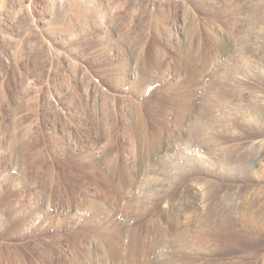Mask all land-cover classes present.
I'll list each match as a JSON object with an SVG mask.
<instances>
[{
    "label": "rangeland",
    "instance_id": "374dc122",
    "mask_svg": "<svg viewBox=\"0 0 264 264\" xmlns=\"http://www.w3.org/2000/svg\"><path fill=\"white\" fill-rule=\"evenodd\" d=\"M263 111L264 0H0V264H264Z\"/></svg>",
    "mask_w": 264,
    "mask_h": 264
},
{
    "label": "bare ground",
    "instance_id": "6f19581e",
    "mask_svg": "<svg viewBox=\"0 0 264 264\" xmlns=\"http://www.w3.org/2000/svg\"><path fill=\"white\" fill-rule=\"evenodd\" d=\"M212 29V28H211ZM210 35V34H209ZM215 35V34H214ZM225 42V41H224ZM204 45V44H203ZM204 48V47H203ZM206 48V47H205ZM190 51V50H189ZM194 54V53H193ZM245 58V57H244ZM191 60V59H190ZM238 62V61H237ZM195 63V62H194ZM172 66V65H171ZM222 75V74H221ZM243 75V74H242ZM225 82V81H224ZM174 84V83H173ZM225 96V95H224ZM203 97V96H202ZM229 97V96H228ZM225 100V99H224ZM229 101H231V100H229ZM203 102V101H202ZM207 102V101H206ZM197 103V102H196ZM195 103V104H196ZM204 103H205V101H204ZM208 103H210V102H208ZM232 103V102H231ZM231 103L229 104V105H231ZM201 104V103H200ZM206 104V103H205ZM235 104V103H234ZM209 105V104H208ZM208 105H205V106H208ZM232 106H234V105H232ZM198 107V106H197ZM196 107V108H197ZM204 107V106H203ZM232 108V107H231ZM230 108V109H231ZM240 108V107H239ZM238 108V109H239ZM134 109V108H133ZM206 109V108H205ZM214 109V108H213ZM136 110V109H135ZM195 110H197V109H195ZM219 110V109H218ZM260 110V109H259ZM225 111V110H224ZM232 111V110H231ZM239 111V110H238ZM262 111V110H261ZM199 112V111H198ZM204 112V111H203ZM245 112V111H244ZM257 112V111H256ZM259 112V111H258ZM264 112V111H263ZM202 113V112H201ZM214 113H215V111H214ZM219 113V112H218ZM125 114V113H124ZM127 114V113H126ZM133 114V113H132ZM202 114H204V113H202ZM210 114V113H209ZM255 113H253V115H254ZM260 114V113H259ZM263 114V113H262ZM211 115V114H210ZM219 115V114H218ZM245 115H247L246 113H245ZM253 115H251V116H253ZM256 115H258V114H256ZM264 115V114H263ZM192 116V115H191ZM205 116H207V115H205ZM260 116V115H259ZM262 116V115H261ZM220 117V116H219ZM222 117V116H221ZM247 117V116H246ZM245 117V118H246ZM126 118V117H125ZM190 118V117H189ZM194 118V117H193ZM208 118V117H207ZM215 118V117H214ZM249 118H252V117H249ZM258 118V117H257ZM209 119V118H208ZM218 119V118H217ZM262 119H264V118H262ZM216 120V119H215ZM219 120V119H218ZM221 120H222V118H221ZM250 120V119H249ZM252 120V119H251ZM253 120H255V119H253ZM143 121V120H142ZM259 121V120H258ZM146 122V121H145ZM198 122H199V120H198ZM202 122V121H201ZM226 122V121H225ZM252 122V121H251ZM197 123V122H196ZM200 123V122H199ZM203 123V122H202ZM211 123V122H210ZM255 123H257L256 121H255ZM178 124V123H177ZM193 124V123H192ZM208 124V123H207ZM257 124H259V123H257ZM262 124V123H261ZM143 125V124H142ZM227 125V124H226ZM149 126V125H148ZM147 126V127H148ZM159 126V125H158ZM187 127H188V125H187ZM204 127H207L206 125L204 126ZM208 127H209V125H208ZM207 129V128H206ZM211 129V128H210ZM157 130V129H156ZM200 130V129H199ZM215 130V129H214ZM135 131V130H134ZM154 132V131H153ZM199 132H201V131H199ZM204 132V131H203ZM152 133V132H151ZM182 133V132H181ZM219 133V132H218ZM197 134V133H196ZM153 135V134H152ZM159 135V133H155V136L157 137ZM130 136V135H129ZM149 136V135H148ZM208 136V135H207ZM142 137V136H141ZM199 137H200V135H199ZM203 137V136H202ZM204 138V137H203ZM156 139V138H155ZM162 139V138H161ZM161 139H160V141H161ZM130 140H132V139H130ZM203 140V139H202ZM207 140V139H206ZM134 141H135V139H134ZM159 141V142H160ZM208 141V140H207ZM259 141H261V140H259ZM162 142V141H161ZM213 142V141H212ZM129 143V142H128ZM164 143V142H163ZM186 144V143H185ZM193 144V143H192ZM211 144V143H210ZM257 144V143H256ZM262 144V143H261ZM161 145V144H160ZM135 146V145H134ZM137 146V145H136ZM135 146V147H136ZM158 146V145H157ZM261 146V145H260ZM131 147V146H130ZM138 148V147H137ZM137 148H135V151L137 150ZM160 148V147H159ZM261 148V147H260ZM191 149V148H190ZM193 149V148H192ZM195 149V148H194ZM140 150V149H139ZM138 150V151H139ZM262 150V149H261ZM132 152V151H131ZM154 152V151H153ZM133 153H134V150H133ZM138 153V152H137ZM140 153V152H139ZM147 154V153H146ZM248 154V153H247ZM252 154V153H251ZM197 155H200V154H197ZM250 155V154H249ZM147 156V155H146ZM190 156V155H189ZM252 156V155H251ZM186 157V156H185ZM199 157V156H198ZM137 158H139L140 160H141V158H142V156L141 157H138L137 156ZM233 158V157H232ZM247 158V157H246ZM249 158H252V157H249ZM138 160V159H137ZM162 160V159H161ZM188 160V159H187ZM186 160V161H187ZM190 160V159H189ZM192 160V159H191ZM241 160V159H240ZM243 160V159H242ZM180 161V160H179ZM183 161V160H182ZM247 161V160H246ZM184 162H185V160H184ZM238 162V161H237ZM182 163V162H181ZM184 164V163H183ZM189 164H190V162H189ZM241 164V163H240ZM240 164H238V167H240L241 165ZM250 164V163H249ZM177 165V164H176ZM182 165V164H181ZM187 165V164H186ZM185 164H184V166H186ZM240 165V166H239ZM178 166V165H177ZM176 166V167H177ZM183 166V167H184ZM225 166V165H224ZM245 166V165H244ZM179 167V166H178ZM189 167V166H188ZM229 167H230V165H229ZM228 167V168H229ZM140 168V167H139ZM167 168V167H166ZM170 168V167H169ZM241 168V167H240ZM243 168V167H242ZM245 168H246V166H245ZM231 169V168H230ZM247 169V168H246ZM172 170V169H171ZM243 170H245V169H243ZM169 171V170H168ZM184 171H185V169H184ZM187 171V170H186ZM231 171H233V170H231ZM176 172V171H175ZM180 171H178V173H179ZM189 172V171H188ZM230 172V171H229ZM182 173V172H181ZM185 173V172H184ZM254 173V172H253ZM166 174V173H165ZM176 174V173H175ZM238 174H239V172H238ZM242 174V173H241ZM252 174V173H251ZM250 174V175H251ZM240 175V174H239ZM179 176H180V174H179ZM166 177V176H165ZM168 177V176H167ZM175 178V177H174ZM164 179V178H163ZM177 180V179H176ZM184 180V179H183ZM190 181V180H189ZM192 181V180H191ZM162 184V183H161ZM167 184V183H166ZM207 187V186H206ZM150 188V187H149ZM169 188V187H168ZM207 190V189H206ZM167 191V190H166ZM181 194V193H180ZM160 195V194H159ZM186 195V194H185ZM148 196H149V194H148ZM168 196V195H167ZM204 196V195H203ZM146 198V197H145ZM166 198V197H165ZM169 198V197H168ZM205 198V197H204ZM204 198H202V199H204ZM141 199V198H140ZM167 199V198H166ZM170 199V198H169ZM219 199V198H218ZM159 200H160V198H159ZM162 200V199H161ZM184 201V200H183ZM143 203V202H142ZM157 206V205H156ZM233 206V205H232ZM199 207V206H198ZM141 208V207H140ZM151 208V207H150ZM181 208H183V207H181ZM234 208V207H233ZM235 210V209H234ZM207 212H208V210H206ZM206 211H204V212H206ZM203 212V213H204ZM194 213H196V212H194ZM200 213V212H199ZM198 213V214H199ZM233 212L232 211H229V212H210V214L208 213V215H206L207 216V219H208V217H214V218H217V217H224L222 220H221V222H222V224H223V226L224 227H228V226H230V225H232L233 223H234V221H233V218L232 217H234L233 216V214H232ZM201 214H202V212H201ZM239 214V213H238ZM199 216H201V215H199ZM205 216V215H204ZM189 217V216H188ZM241 217H254V216H248L247 214L246 215H244V214H242L241 215ZM201 218H202V216H201ZM176 219H178V213H177V215L175 216V220ZM196 220H198V219H196ZM196 220H195V222H196ZM210 220V219H209ZM188 221H189V219H188ZM205 221V220H204ZM207 221V220H206ZM195 222H193V223H195ZM203 222V221H202ZM213 222V223H212ZM133 223V222H132ZM164 223V222H163ZM186 223V222H185ZM238 224H239V222H237ZM170 224V223H169ZM209 224V223H208ZM212 224H214V225H216L217 227H219L218 225H220V223H219V220H215L214 219V221L213 220H211V225ZM159 225V224H158ZM164 225V224H163ZM177 225H179V224H177ZM192 225H194V224H192ZM192 225H190V226H192ZM199 225V224H198ZM162 226V225H161ZM195 226H196V224H195ZM200 226H202V225H200ZM199 226V227H200ZM205 226H207V224L205 225ZM209 226V225H208ZM213 226V225H212ZM212 226H210L211 227V229L209 228V227H206L207 229H205V231L206 230H208V231H211V230H213V227ZM243 226H244V228L245 229H247V230H256L257 229V223H256V221L254 220V219H251V218H244L243 219ZM198 226L197 227H195L196 229L197 228H199ZM215 227V226H214ZM217 227H215V228H217ZM164 228V227H163ZM162 228V229H163ZM166 228V227H165ZM194 228V227H193ZM194 228V229H195ZM243 228V229H244ZM104 229V228H103ZM121 229V228H120ZM137 229V228H136ZM146 229V228H145ZM178 229V228H177ZM190 229V228H189ZM201 230H202V228H200ZM220 229V228H219ZM106 230V229H105ZM140 230V229H139ZM187 230H188V228H187ZM192 230V229H191ZM217 230V229H216ZM246 230V231H247ZM108 231H110V230H108ZM135 231V230H134ZM156 231V230H155ZM164 231V230H163ZM167 231V230H166ZM180 231V230H179ZM184 231H185V229H184ZM184 231H182V232H180V233H183ZM189 231V230H188ZM197 231L198 232H201V231H199L198 229H197ZM215 231V230H214ZM111 232H112V230H111ZM116 232V231H115ZM106 233V232H105ZM110 233V232H109ZM109 233H106V235L107 234H109ZM139 233V232H138ZM148 233V232H147ZM185 233H186V231H185ZM189 233H190V231H189ZM203 233H204V231H202L201 232V234H200V236L201 235H203ZM207 233V232H206ZM212 233H213V231H212ZM211 233V234H212ZM217 233H220V232H217ZM115 234V233H114ZM117 234H120V233H118L117 232ZM145 234V233H144ZM149 234V233H148ZM152 234V233H151ZM158 234V233H157ZM166 234V233H165ZM179 234V233H178ZM194 235L192 236L193 238H195V236H197V235H195L196 234V232L195 233H193ZM213 234H215V232L213 233ZM249 234V233H248ZM105 235V236H106ZM113 235V234H112ZM139 236H138V240L136 241L137 242V249H136V251H137V258L135 259V261H137V262H140V260H141V258H140V255L142 254L143 255V253L145 252L144 251V247L146 248V238L144 237V235L143 234H138ZM143 235V236H142ZM146 235V234H145ZM162 235H163V233H162ZM190 235H191V233H190ZM219 235V234H218ZM220 235H221V233H220ZM219 235V236H220ZM116 236V235H115ZM115 236H114V238H115ZM182 236V235H181ZM185 236V235H184ZM199 235L196 237V238H198V237H200ZM104 237V236H103ZM109 237H111V234H110V236H108L107 238H109ZM117 237H118V235H117ZM135 237H137L136 235H135ZM206 237V236H205ZM204 237V238H205ZM238 237V236H237ZM240 237H241V235H240ZM182 238H184L183 236H182ZM189 238V237H188ZM208 238V237H207ZM210 238V237H209ZM209 238L207 239V240H209ZM148 239H150V238H148ZM192 239V238H191ZM199 239V238H198ZM213 239V238H212ZM113 240H116V239H113ZM118 240V239H117ZM124 240V239H123ZM152 240V239H151ZM168 240V239H167ZM174 240V239H173ZM182 240V239H181ZM180 240V241H181ZM194 240V239H193ZM211 240V239H210ZM119 241V240H118ZM134 241V240H133ZM195 241V240H194ZM169 242V241H168ZM171 242V241H170ZM199 242V241H198ZM203 242H204V240H203ZM113 243V242H112ZM111 243V244H112ZM116 243V242H115ZM195 243V242H194ZM197 243V242H196ZM114 244V243H113ZM125 244V243H124ZM151 244V243H150ZM149 244V245H150ZM164 244V243H163ZM170 244V243H169ZM189 244H191V243H189ZM200 244V243H199ZM207 244V243H206ZM122 245H123V243H122ZM177 245H178V243H177ZM188 245V244H187ZM191 245H193V244H191ZM190 245V246H191ZM195 245V244H194ZM113 246V245H112ZM133 247H134V245H132ZM156 246V245H155ZM159 246V245H158ZM164 246H166V245H164ZM203 246V245H202ZM116 247V246H115ZM120 247V246H119ZM201 247V246H200ZM204 247H205V245H204ZM132 248V247H131ZM135 248V247H134ZM195 248V247H194ZM206 248V247H205ZM108 249H112V247L111 248H108ZM127 249V248H126ZM135 250V249H134ZM161 250V249H160ZM163 250V249H162ZM112 251V250H111ZM111 251H109V252H111ZM118 252V251H117ZM120 252V251H119ZM125 251H123V253H124ZM158 252V251H157ZM161 252V251H160ZM163 252H165V251H163ZM190 252V251H189ZM170 254H171V252H169ZM181 253V252H180ZM188 253V252H187ZM191 253V252H190ZM118 254V253H117ZM116 254V255H117ZM135 254H136V252H135ZM162 254V253H161ZM167 254H168V251H167ZM166 253L164 254V255H167ZM170 254H168V255H170ZM112 255V254H111ZM121 255V254H120ZM129 255V254H128ZM141 255V256H142ZM167 255V256H168ZM172 255V254H171ZM174 255V254H173ZM172 255V256H173ZM181 255V254H180ZM143 256H145V255H143ZM158 256H159V254H158ZM166 256V257H167ZM178 256V255H177ZM160 257V256H159ZM171 257V256H170ZM174 257V256H173ZM180 257V256H179ZM182 257V256H181ZM125 258V257H124ZM163 258V257H162ZM168 258H169V256H168ZM167 258V259H168ZM131 259V258H130ZM166 259V258H165ZM173 259V258H172ZM171 259V260H172ZM123 260H125V259H123ZM147 260V259H146ZM161 260V259H160ZM174 260H176V259H174ZM177 260H178V257H177ZM176 260V261H177ZM120 261V260H119ZM118 261V262H119ZM152 261V260H151ZM150 261V262H151ZM163 261V260H162ZM165 261V260H164ZM167 261V260H166ZM165 261V262H166ZM198 261V260H197ZM241 261V260H240ZM121 262V261H120ZM125 262V261H124ZM128 262V260H126V263ZM130 262V261H129ZM134 262V261H133ZM149 262V263H150ZM154 262V261H153ZM161 262V261H160ZM170 262V261H169ZM172 262H174V261H172ZM179 262V261H178ZM200 262H201V260H200ZM125 263V264H126ZM148 263V264H149ZM157 263V262H156ZM176 263V262H175ZM185 263V262H184ZM199 263V262H198ZM202 264H203V262H201ZM200 263V264H201ZM211 263V262H210ZM213 263V262H212ZM120 264H122V263H120ZM134 264V263H133ZM152 264V263H151ZM155 264V263H154ZM163 264V263H162ZM165 264V263H164ZM187 264H189V263H187ZM191 264V263H190ZM214 264H216V263H214ZM237 264V263H236Z\"/></svg>",
    "mask_w": 264,
    "mask_h": 264
}]
</instances>
